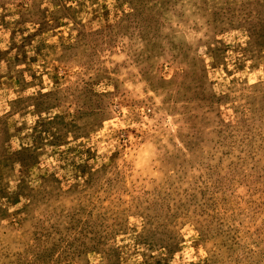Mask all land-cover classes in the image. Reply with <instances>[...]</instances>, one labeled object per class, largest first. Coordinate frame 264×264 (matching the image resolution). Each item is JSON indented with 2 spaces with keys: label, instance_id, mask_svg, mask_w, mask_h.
Instances as JSON below:
<instances>
[{
  "label": "rangeland",
  "instance_id": "374dc122",
  "mask_svg": "<svg viewBox=\"0 0 264 264\" xmlns=\"http://www.w3.org/2000/svg\"><path fill=\"white\" fill-rule=\"evenodd\" d=\"M0 264H264V0H0Z\"/></svg>",
  "mask_w": 264,
  "mask_h": 264
}]
</instances>
